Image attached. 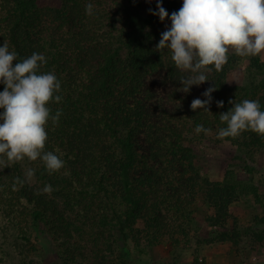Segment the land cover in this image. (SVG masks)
I'll return each mask as SVG.
<instances>
[{"label":"trees","instance_id":"16d2710c","mask_svg":"<svg viewBox=\"0 0 264 264\" xmlns=\"http://www.w3.org/2000/svg\"><path fill=\"white\" fill-rule=\"evenodd\" d=\"M162 6L171 15L182 0ZM149 9L142 0H0V45L7 43L19 60L33 52L44 55L47 63L40 71L61 82V101L48 105L60 117L48 122L45 151L65 161L51 174L39 158L31 161L34 186L22 161L0 166V264H13L20 247L35 249L40 226L53 237L65 264L76 261L72 245L78 240L98 248L88 251L93 264H117L118 245L127 259L120 264H132L163 240L187 236L183 233L196 216L224 229L233 205L258 197L254 185L238 181L233 163L223 181L203 177L190 138L211 135L248 157L264 153V137L252 131L234 139L217 136L226 127L219 115L233 103L257 100L264 110V64L252 57L247 81L232 84L240 60L228 54L222 70L208 73L211 81L184 93L179 79L187 74L175 67L170 50L156 48L171 22H160ZM151 78L169 88L165 100H156L147 88ZM210 86L216 89L210 112L193 111L191 102L205 99ZM198 125L210 131L197 134ZM46 185L52 186L50 193L43 192ZM233 231L219 234L217 242L237 244L239 234ZM254 239L263 242L264 231ZM10 242L14 245L7 249Z\"/></svg>","mask_w":264,"mask_h":264},{"label":"clouds","instance_id":"9594fccd","mask_svg":"<svg viewBox=\"0 0 264 264\" xmlns=\"http://www.w3.org/2000/svg\"><path fill=\"white\" fill-rule=\"evenodd\" d=\"M86 13H93L92 3L86 5ZM149 13L162 23L166 18L171 22L161 33L156 48L170 50L175 67L187 74L179 79L184 93L194 85L211 81L208 73L222 70L230 50L241 57L264 54V0H182L181 8L171 15L162 0H156V9L150 8ZM46 63L40 53L33 52L19 60L7 43L0 45V85L4 86L0 91V166L39 158L51 174L65 165L54 152L45 151L48 122L55 123L60 117L59 111L52 115L48 105L62 99L57 95L61 82L56 75L40 71ZM215 90L211 86L206 89L205 99H194L191 109L210 112L208 106ZM217 107H223V101H217ZM219 116L226 122V127L217 133L220 139H234L245 131L264 137V110L257 100L233 103L229 111ZM209 131L203 125L195 128L197 134ZM28 175H33V170ZM51 191V185L43 189L46 193Z\"/></svg>","mask_w":264,"mask_h":264},{"label":"rangeland","instance_id":"374dc122","mask_svg":"<svg viewBox=\"0 0 264 264\" xmlns=\"http://www.w3.org/2000/svg\"><path fill=\"white\" fill-rule=\"evenodd\" d=\"M166 1L162 0V4ZM142 2L147 8L156 7V0H151V2L142 0ZM228 54L235 53L230 50ZM238 57L240 61L229 78L232 84H244L247 81V71L252 61V57ZM257 57L264 64V54ZM148 86L154 90L156 100L162 101L163 98L165 100L169 88H165L161 81L158 82L156 78H151L147 88ZM190 141L191 145L196 148L198 164L203 177L211 181H223L230 164L233 163V166L238 165V181L254 185L258 190V197L255 198L253 195L243 197L238 204L233 205L230 209L231 219L224 229L212 227L204 222L202 217L196 216L192 225L183 233L188 234L187 236L178 233L173 239L163 240L159 247L146 249L144 255H140V259L132 264H194L197 258L203 259L207 264H264V241L258 242L254 239L255 233L264 231V153H256L248 157V154L238 153L229 144H217L216 139L211 135L203 140L191 137ZM240 156L245 163V168L253 170L252 172L243 168V161L238 160ZM22 162L27 179L30 185L34 186L36 184L34 176L28 175L29 170H32V162L27 158ZM36 230L39 232L41 243L35 249L32 245L17 249L19 251L17 258L12 261L13 264H65L59 258L60 249L45 227L40 226ZM233 230L239 234L237 244L222 245L217 242L219 234L225 231L233 233ZM73 239L78 240L74 232ZM176 240H179V243H176ZM205 240L210 242L205 243ZM78 242L77 245H72L75 246L77 252V257L74 258L76 261H71L69 258L70 261L66 264H93L94 260L89 256L88 251L98 252V248L89 242L79 240ZM13 245L10 242L7 249L12 248ZM81 248H85L84 254L81 253ZM114 260L117 264L122 263V260L127 262L119 245L117 249H114Z\"/></svg>","mask_w":264,"mask_h":264}]
</instances>
